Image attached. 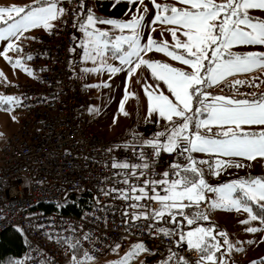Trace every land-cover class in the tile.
I'll use <instances>...</instances> for the list:
<instances>
[{
  "label": "snow or ice",
  "instance_id": "obj_1",
  "mask_svg": "<svg viewBox=\"0 0 264 264\" xmlns=\"http://www.w3.org/2000/svg\"><path fill=\"white\" fill-rule=\"evenodd\" d=\"M128 3L131 5L133 0H128ZM153 3L156 9H163L157 11L153 23L159 21L174 26L169 29L175 41L172 48H169L166 41L155 40L151 33L148 34L146 42L141 43L139 28L142 25V15H133L128 21L96 17L90 7L85 12V0H79L80 11L72 12L73 27L78 26V30L83 33L82 39L73 37L79 41L77 46L84 49L82 61L87 59L95 62L97 57L102 58L110 51L120 61L121 67L101 62L98 68L106 67L109 73H118L126 68L129 76L140 65H146L157 83L155 88L144 85L148 100L145 120L157 126L161 119L166 122L163 130L152 132L147 138L133 130L128 140L101 149L105 154L121 148L125 151L131 149L132 157L139 162L134 163L127 156L117 158L114 155L110 161H102L105 167L110 163L113 169L122 170L113 173V176L123 177L115 180L114 184L122 183L125 187L118 188L113 185L99 191L105 197L115 193L114 199L133 201L128 207L122 208L125 232L136 229V235L147 233L150 238L164 237L169 240V243L164 244L167 255L156 261V264H229L233 244L227 233L223 230L217 231L215 223L205 225L200 222L210 220V209H243L248 213L249 220H259L264 227V203H261L264 202V177L249 175L247 178L213 185L206 180L198 165L207 164L210 174L216 176L228 166H244L240 160H221L220 157H240L248 161L264 157V92L250 93L248 95L252 98L238 99L229 95H213L206 89L234 73L264 67V52L232 51L233 46L237 45H264V19L250 15V10L264 12V0H180L184 7L160 5L155 0ZM67 11L63 0H31L30 4L22 6H0V22L6 24L0 28V40H6L0 56L12 63L14 68H22L31 75L32 70L23 63L24 56L18 55L13 62V57L8 55L9 51H21L23 39H35L25 35L29 30L43 29L51 33L56 27L55 21L62 20L67 23V20L62 19ZM144 11L147 12V8ZM97 24L112 25L120 29L122 34L113 37L110 30L98 28ZM125 28L131 29V33L123 34ZM178 31L184 39L177 36ZM153 49L182 62L191 70L174 67L160 60L145 59L142 53ZM27 58L31 59V54ZM96 70L97 68L82 69L88 72ZM0 77H3L2 72ZM4 82L10 83L6 77ZM159 82L166 85L168 94L156 90ZM242 83L239 80L233 81V84ZM125 87L127 89V83ZM130 94L125 91V97ZM22 99L31 97L0 95V105L7 104L6 110L12 111L21 105ZM88 110L91 112L93 106H89ZM120 111L124 112L123 99L120 102ZM124 114L127 115L126 112ZM153 116L156 117L155 120L150 119ZM12 119L17 118L12 116ZM213 126L216 128L215 132ZM252 126H256V130ZM146 148H150L151 152H147ZM194 152L214 154L215 163L209 164L203 159L197 161L192 155ZM162 153H175V156L167 162L169 167L157 179L155 164L159 162ZM181 158L184 162H181ZM141 177L145 178L141 180ZM104 179L107 180V177ZM207 192L214 193V198L208 197ZM92 200L96 208L106 214L108 205L101 204L99 197L95 195ZM149 200L156 202L158 207L129 213V208H147V203L141 201ZM68 202L69 192L65 190L56 207L62 208ZM253 203L258 205L260 215L253 212ZM33 215L36 214L29 213V216ZM87 215L88 213L84 214ZM240 223L247 221L242 220ZM12 226L24 235V230L19 225ZM35 227L45 228L46 225L36 224ZM68 230L73 235L62 236L57 232L53 237L49 232L48 238L55 239L58 244L64 243L72 250L73 256L69 264H86L94 259L87 250L82 256H77L82 240L75 236L77 229L73 224L68 225ZM245 230L255 233L259 229L248 227ZM218 237L223 238L222 243ZM89 239L90 233L85 231L83 240ZM185 244L186 251H195L197 254L195 260L181 253L180 249ZM119 248L120 244L116 243L111 250L115 252ZM221 248H224L223 253H220ZM158 251V247H149L144 240H138L123 256L107 264H131L141 254L154 255ZM40 254L43 255L42 252ZM41 264L46 262L42 261ZM139 264H147V261L139 260ZM232 264L236 262L232 261ZM250 264H256V261H251ZM261 264H264V260Z\"/></svg>",
  "mask_w": 264,
  "mask_h": 264
},
{
  "label": "built area",
  "instance_id": "obj_2",
  "mask_svg": "<svg viewBox=\"0 0 264 264\" xmlns=\"http://www.w3.org/2000/svg\"><path fill=\"white\" fill-rule=\"evenodd\" d=\"M63 6L68 11L62 19L68 22L59 20L51 33L47 31L34 36L35 39L22 50L32 74L15 86V96L31 99H22L21 105L11 111L18 116L19 127L0 152V234L14 228L12 225H19L24 230L22 264H41L42 261L46 264H67L69 248L64 243L58 244L55 239H49L48 233L53 237L57 232L62 236L73 235L68 230L69 224L76 227L75 236L82 240L81 250L91 253L94 256L92 260L108 254H122L128 250L130 242L138 240H144L149 247H158L159 251L150 256L154 260L161 259L167 255L164 244L169 240L164 237L150 238L147 233L136 235V229L125 232L122 208L133 201L114 199L115 193L105 197L99 191L113 185L125 187L122 183L114 184L115 180L123 177L113 176V173L122 170L113 169L110 163L105 167L102 161H110L113 155L117 158L127 156L134 163L139 161L132 157L131 149L125 151L121 148L110 154L101 151L121 142H109L91 129L87 77L80 73L83 49L70 51L75 47L73 37L76 28L73 27L72 12L80 11L79 0H63ZM29 54L31 59L27 58ZM145 150L151 152L150 148ZM174 156L175 153L161 154L155 164L157 179L169 167L167 162ZM181 162H184L183 158ZM65 190L69 195L89 191L92 197H99L101 204L108 205L106 214L95 205L78 215L45 211L40 207H56ZM141 203L148 205L143 211L158 207L150 200ZM70 204L71 200L66 205ZM134 210L128 209L129 213ZM29 213L36 215L29 216ZM85 213L88 215L84 216ZM36 224L46 227L37 228ZM85 231L90 233L89 240H83ZM116 243L120 244V248L113 252L111 248ZM93 248L96 251L93 252ZM180 251L192 260L197 257L195 251L188 252L184 246Z\"/></svg>",
  "mask_w": 264,
  "mask_h": 264
},
{
  "label": "rangeland",
  "instance_id": "obj_3",
  "mask_svg": "<svg viewBox=\"0 0 264 264\" xmlns=\"http://www.w3.org/2000/svg\"><path fill=\"white\" fill-rule=\"evenodd\" d=\"M145 8H147V12L144 11ZM149 9L150 7L145 4H138L133 13V15H136L137 17H140L141 15L143 16L142 25L139 28L141 33V43L143 42V35L145 34L147 23L150 18ZM250 13H252V16H258L260 19H264V12H252L250 10ZM58 22L59 20L56 24H58ZM156 24V31H159L160 22L156 21ZM131 31V29H127V34H130ZM81 33L82 32L77 29L76 36L80 38ZM5 43L6 40H0V51H3V45ZM245 46L246 45H242L243 48ZM249 51L264 52V45H249ZM8 55L13 57L14 62L15 58L22 54L21 51L10 50ZM142 55L145 59H148L146 52ZM153 58L161 60L165 57L158 54L151 56V59ZM114 59L113 57L109 58L105 56L102 58L100 57L99 59L96 58V65L92 66L93 68H97L96 71H82V69L86 68H81L80 70V73L87 77L86 87L91 100L90 106H93V110L89 112L91 129L109 142H123L128 140L130 138V133L133 130L142 133L144 138H147L152 132L163 130L166 126V122L163 119L160 120L158 126L153 123H147L145 120L148 100L144 85L147 84L155 88L157 83L151 75V70L148 69L146 65H140L136 71L129 76L126 68L118 73H109L106 67L98 68V65L101 62L106 65L121 67L120 61L117 58ZM163 62L169 63L174 67H184L189 71L191 70L188 66L183 65L182 62L173 60L170 57L165 58ZM23 63L28 67L25 60H23ZM0 72L3 73V77H0V95L15 96V86L27 80V72L19 67L14 68L12 63L6 61L3 56H0ZM4 77H6L7 81L10 83L6 84L4 82ZM237 77L238 73H234L233 77H225V79L219 81L212 90H207L213 95H229L235 96L238 99L252 98L248 94H260L264 92V67L255 68L249 71V78L244 74H240V77ZM234 80L243 81V83L233 84ZM126 83L127 89L125 87ZM105 84L108 86H105ZM90 85L96 86L91 87ZM126 90L131 93L127 97H125ZM156 90L164 91L165 94H168L166 85H164L163 82H159V88ZM246 94L248 96H246ZM122 99L124 100V112L120 111V102ZM7 107V104L0 105V152L5 142L17 131L19 126L18 116L12 114L11 111H7ZM125 112L127 115L124 114ZM12 116H16L17 119L13 120ZM150 119L155 120L156 117L153 116ZM252 129L256 130V126H252ZM215 131L216 128L213 126V132ZM192 155L197 161L203 159L207 160L209 164L215 163L216 157L214 154L194 152ZM220 159L240 160L244 166H228L220 171L219 175L213 176L210 174L207 164L198 165L202 168L205 178L210 184L216 185L242 177L247 178L249 175L253 177H264V157H257L253 161H248L245 158L240 157H220ZM206 195L213 198L215 196V194L213 195L211 192H207ZM254 205L258 206L257 204ZM136 211H142V209H136ZM208 214L210 220L201 221L200 223L205 225L215 223L217 226L216 230H223L226 232L229 241L233 244V248L229 255V264H232V261H235L236 264H250L251 261H256V264H261V261L264 260V239H262V237H264V227L261 226L259 220H249L248 213L243 209L239 211L235 209H210ZM242 220L247 221V223H240ZM186 227L194 226L186 225ZM248 227H256L259 230L255 233H250L245 230ZM218 239H220L221 243L223 242L222 237H218ZM248 241L253 242L248 243ZM133 243H135V241L130 242L129 247ZM237 248L242 250L237 251ZM223 252L224 248H221L220 253ZM123 254H108L98 260H90L87 264H107L109 261L119 259ZM217 255L219 256V253H217ZM139 260H146L147 264H156V261H154L149 254H141L139 259L133 260L131 264H139Z\"/></svg>",
  "mask_w": 264,
  "mask_h": 264
},
{
  "label": "crops",
  "instance_id": "obj_4",
  "mask_svg": "<svg viewBox=\"0 0 264 264\" xmlns=\"http://www.w3.org/2000/svg\"><path fill=\"white\" fill-rule=\"evenodd\" d=\"M217 2H219V0H217ZM30 3H31V0H0V6H7V5H12V4L22 6V5H27ZM155 3H158L160 5H174L176 7L185 6V5H182L180 3V0H155ZM138 4H145L148 7H150V9H149L150 18H149L148 23H147V29L145 31V34L143 35L144 37H143L142 43L146 42L148 34L151 33L152 37L155 40L166 41L168 43L169 48H172L175 44V41L173 40L172 34L169 31V29L174 27V26L170 25V24L163 25V23L160 22L159 31H156L157 24H156V22L153 23V18L156 15L157 11H163V9H159V10L156 9L154 6L153 0H133V3L131 5H129L128 0H85V12L87 11V8L90 7L93 10V13L95 14L96 17H100V18H104V19L116 18V19L128 21L132 18L133 13L136 10V6ZM252 12H254V11H252ZM165 14H167V13H165ZM13 15H15V14H13ZM250 15H252V13H250ZM57 21H55L54 23L56 24ZM5 26H6L5 22H0V28H3ZM97 27L101 28V29L110 30V35H112L113 37L115 35H121L122 34L120 29L114 28L112 25L97 24ZM77 29H78V26L75 29V37H77L76 36ZM44 32H46V31L43 29H32V30H29L28 32H26L25 35L29 36V37H34L35 35L41 34ZM123 34H127V28H125L123 30ZM177 36H179L181 39H184L181 32H179V31L177 32ZM82 38H83V33H81L80 39H82ZM31 40L32 39H23L22 48L26 44H28ZM78 42H79L78 39H75V49H83L82 46H77ZM245 50H246V52H249V45H246L244 48L242 47V45L233 46V48H232V51H234V52L243 53V52H245ZM21 54H22V50H21ZM158 54L164 56L165 58H168V57H166L167 55L165 53L158 52L155 49H153L151 51H146V55L148 56V59H151V56L158 55ZM83 55H84V49H83L82 56ZM22 56H24V55L22 54ZM104 56L109 57V58L113 57V59L115 58L110 51L106 52L104 54ZM99 58L100 57H97V59H99ZM165 58L161 59L160 61L163 62V60ZM153 59L158 60L157 58H153ZM24 60L26 61L25 57H24ZM81 61H82V59H81ZM94 65H96V60H95V62L92 60H87V59L82 61V66H83L82 68H93L92 66H94ZM240 74H244L246 77L249 78V71L244 72V73L243 72L238 73V77H240ZM29 76L30 75L27 72L26 79H28ZM230 76L233 77V74ZM214 87H215V85L212 86L211 88H209V90H212ZM246 96H248V95L246 94ZM184 246L186 247V244Z\"/></svg>",
  "mask_w": 264,
  "mask_h": 264
},
{
  "label": "trees",
  "instance_id": "obj_5",
  "mask_svg": "<svg viewBox=\"0 0 264 264\" xmlns=\"http://www.w3.org/2000/svg\"><path fill=\"white\" fill-rule=\"evenodd\" d=\"M71 204L65 205L62 208H57L51 205H40L45 211L56 210L57 212L65 215H78L82 210L89 208L94 204L92 194L89 191H84L79 194L69 195ZM253 212L260 215L258 206L252 204ZM178 219H182L179 218ZM25 254V240L20 232L14 228L6 229L0 234V264H22ZM83 252L80 249L77 256H82ZM73 256L72 250L69 248L67 257L69 264ZM88 262V261H87ZM86 262V264H87Z\"/></svg>",
  "mask_w": 264,
  "mask_h": 264
}]
</instances>
